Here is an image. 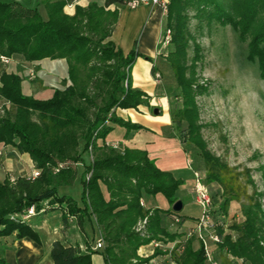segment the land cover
Segmentation results:
<instances>
[{
	"label": "trees",
	"instance_id": "trees-1",
	"mask_svg": "<svg viewBox=\"0 0 264 264\" xmlns=\"http://www.w3.org/2000/svg\"><path fill=\"white\" fill-rule=\"evenodd\" d=\"M74 1L0 0V57L20 58L26 63L64 60L67 67L66 77L45 100L23 92L21 75L0 73V102L4 105L0 144L28 154L39 172L33 179L0 182V237L16 233L17 238L38 241L27 221L13 217L29 206L39 208L46 201L54 206L57 202L60 207L66 205L62 211L73 217L81 234L84 216L93 219L102 248L92 250L85 242L82 252L79 245L54 241L51 264H91V255L97 252L104 264H147L153 257L165 255L174 264H207L201 242L196 241V249L192 246L195 236L177 242L180 236L168 229L184 224L185 217L171 209H146L141 205L143 191L151 195L162 192L172 207L178 201L181 182L158 169L142 149L124 146L114 150L106 146V137L114 127L122 128L125 138L130 131L142 130L119 117L117 111L149 109L147 94L132 86L131 71L139 56L134 51L124 55L110 41L119 15L117 8L110 7H125L130 0L75 6L69 16L63 9ZM40 6L45 19L38 10ZM191 19L200 21L197 30L201 29V20L207 26H230L239 41L247 44L248 58L257 63L264 79V0H169L164 30H170V41L166 47H159L158 54L167 51L165 62L181 99L180 107L169 108L171 126L183 147L193 145L198 150L208 192L210 187L216 188L209 196L219 242L212 243L210 255L219 264H264V193L256 192L248 170L229 167L200 139L194 98L205 89L196 74L200 46L190 33ZM159 70L154 61L151 75L155 80ZM84 153L89 155V164L80 176L82 208H77L70 199L58 198L55 191L73 183L76 165L82 162ZM101 184L106 186L108 199L100 190ZM248 188H252L249 195ZM215 198L217 209L213 208ZM233 202L239 204L242 220L225 228L223 219ZM62 216L65 231L68 219L64 213ZM153 241L160 248L152 256L140 258L138 250ZM168 243L175 245L170 251H162V244ZM0 264H5L1 258Z\"/></svg>",
	"mask_w": 264,
	"mask_h": 264
},
{
	"label": "rangeland",
	"instance_id": "rangeland-1",
	"mask_svg": "<svg viewBox=\"0 0 264 264\" xmlns=\"http://www.w3.org/2000/svg\"><path fill=\"white\" fill-rule=\"evenodd\" d=\"M39 10V8H38ZM42 18L45 13L42 7L39 10ZM192 16V13H191ZM200 23L197 19H191L190 30L200 46V60L196 65V74L199 84L205 91L194 98L196 106V123L201 126L200 139L206 149L216 157H220L229 167H238L240 170H248L253 180L254 188L258 194L264 193V79L261 77L256 62L248 58L247 44L241 43L238 35L230 26L221 27L216 23L206 25L201 20V29L196 26ZM164 32V31H163ZM167 51L157 56L156 62L159 67V79L155 83V91L149 99L156 102H167L168 107H180L181 99L179 90L175 89L172 74L165 62ZM193 55L192 49L188 51V57ZM1 65H3L0 62ZM35 75V74H34ZM34 82V81H31ZM43 94L42 99L47 96ZM150 103V102H149ZM148 103V104H149ZM0 104H2L0 102ZM4 107V105H3ZM154 109H158L157 116L162 117L158 104H149V109L141 107L136 110H144L147 116H154ZM2 115V114H1ZM0 115V116H1ZM131 122V121H130ZM138 125V124H135ZM140 126V125H139ZM176 133V130L173 129ZM172 138H162L151 132H144L138 139L137 145L146 151L151 160L155 161L158 169L172 175L175 180L181 182L178 201L182 203V210L177 213L185 217L184 224L170 226L171 233L180 236L177 242L188 240L189 230L194 222L202 217V208L193 200L194 170L203 176V164L197 149L193 145L184 146L187 150L192 165H188L187 156L180 148H174L169 142ZM89 164V155H82V162L76 165V177L70 186H60L56 189V195L60 199H70L77 208H82L81 177L84 167ZM4 178L0 176V182ZM245 178L241 176L243 181ZM210 195L215 194L216 188L210 187ZM104 197L108 199L106 186L101 184ZM184 193V194H183ZM252 188H248V195ZM142 200L148 209V202H152L157 209H171L169 201L162 192L155 195L142 192ZM213 208L217 209L218 199H212ZM264 207V198L261 199ZM54 205L59 206L57 202ZM62 208L66 205L61 204ZM40 208V207H39ZM39 208H36L39 211ZM49 208L44 213L36 214L30 222H26L32 231H36L43 239H55L63 241L62 213L57 209ZM227 215L223 221L224 227L228 228L242 220L239 216V204L231 203ZM230 214V215H229ZM84 234L77 228L75 220L67 223V234L70 237L78 236L82 243L86 240L88 245H94L99 241V234L92 218L84 216L82 222ZM197 239L193 242V248L198 245ZM212 243L210 244V248ZM99 253V252H97ZM169 259V258H168Z\"/></svg>",
	"mask_w": 264,
	"mask_h": 264
},
{
	"label": "crops",
	"instance_id": "crops-1",
	"mask_svg": "<svg viewBox=\"0 0 264 264\" xmlns=\"http://www.w3.org/2000/svg\"><path fill=\"white\" fill-rule=\"evenodd\" d=\"M90 3L103 6L104 0H75L74 3L67 5L63 10L65 14L72 16L75 6L86 7ZM110 8H117L119 11L118 21H116L117 23L114 26L110 41L118 50H121L124 55L134 51L139 56L135 60L131 71L132 86L135 89L145 92L148 97H152L156 87L151 75V69L160 51L159 43L164 31L165 15L158 6L156 7L150 4L140 5L132 10H128L122 6H112ZM144 57L151 59V62L146 61ZM65 65L66 62L64 60L52 61L45 59L37 63H26L20 58H12L7 65L0 64V73L4 71L6 73L21 75L24 78L22 82L23 92L35 99L45 100L52 96L53 88L59 86L66 77L67 67ZM31 71L35 74L34 82L28 81L29 72ZM43 94L47 96L45 99H42ZM157 101L158 102H156V99H152V101L149 99V104H158L162 112V117L155 115L149 117L144 110H139V112L134 111V109L117 111L116 113L119 117L131 121L132 124L140 125L142 130L130 131L127 138H125L124 130L119 127H114L113 130L108 133L106 142L116 143L120 149L124 146H132L141 149L139 145H137L138 139L142 133L148 131L162 138H172L169 143L174 148H177V144L178 142L180 143V141L176 137L170 123L168 104L166 101ZM179 145L187 156V163L191 161L192 165V159H190L187 150L181 143ZM32 164L28 154H21L10 145L0 144V176L4 178L3 180L13 181L19 177H29L35 170ZM179 193L180 190L178 188L176 193L177 198ZM191 193H193V191ZM142 205L146 208L143 200ZM147 206L148 209L156 208L152 202H148ZM238 214L241 216L240 213ZM35 216L30 217L29 220ZM29 220H27V222H30ZM62 232L64 234V240L60 241L62 244L65 246L79 245L78 247L84 252L85 245L78 236L70 237L67 234V228H65L64 231V226ZM34 233L38 241H34L28 237L17 238L15 235L16 233L6 237H0V258L4 260L5 264L52 263L50 258V247L54 241L58 240L43 239L36 231H34ZM162 245V251H170L175 243ZM89 246L94 250L95 243L94 245L89 244ZM154 250L155 248L152 244L142 246L138 250V256H140V258L150 257L154 253ZM167 256L168 255L153 257L152 260L154 259L158 264H174ZM91 264H104L102 256L98 253L91 255Z\"/></svg>",
	"mask_w": 264,
	"mask_h": 264
},
{
	"label": "built area",
	"instance_id": "built-area-1",
	"mask_svg": "<svg viewBox=\"0 0 264 264\" xmlns=\"http://www.w3.org/2000/svg\"><path fill=\"white\" fill-rule=\"evenodd\" d=\"M168 2L169 0H130L129 2L125 4V8H127L128 10L129 9L132 10L140 5L150 4L156 7L158 6L160 10L163 12V14L165 15L167 13ZM162 34L163 35H162L159 45L161 47H166L169 44L171 32L169 29H166L164 30ZM0 62L4 65H7L10 62V59L6 57H0ZM155 76H156V79L159 78V75H155ZM29 80L31 81L35 80V75L33 71L29 72ZM1 114H3V104H0V115ZM106 146L114 150H117L119 148L118 144L116 143L107 142ZM90 151L91 149L89 148L88 152ZM188 165H191V161H188ZM38 175H39V172L34 170L29 177L33 179V178L38 177ZM193 175H194V185H192L193 194H194L193 200H195V202L202 208V213H201L202 217L198 219L195 222L194 227L189 230V237L195 236L198 242H201L207 264H219L217 261L213 259L212 255H210L211 254L210 244L218 243L219 237L216 235L214 231V226L211 220L212 204H211V199L209 196L208 188L204 183V176L201 173L197 171H193ZM86 178H88V176ZM49 208L62 211V208L60 206H56V205L49 206L48 202L46 201L40 205L39 211H37L36 206H29V208L26 209V211L23 214L16 215L13 218L20 220L21 222H26L27 220L30 219V217L35 216L36 214L44 213ZM62 213L66 215L69 222H72L74 220L73 217L69 216L66 210H63ZM144 224H145V221L142 222V225L138 227V230L141 229ZM150 244H152L155 249L160 248L159 243L156 241H153ZM101 245H102V242L99 240L98 242L95 243L94 250H100L102 248ZM147 264H158V263L153 259V260H150ZM239 264H242V263L239 262Z\"/></svg>",
	"mask_w": 264,
	"mask_h": 264
},
{
	"label": "water",
	"instance_id": "water-1",
	"mask_svg": "<svg viewBox=\"0 0 264 264\" xmlns=\"http://www.w3.org/2000/svg\"><path fill=\"white\" fill-rule=\"evenodd\" d=\"M153 113H154L155 116H157L158 113H159L158 109H154ZM171 210H172L174 213H176V214L179 213V212L182 210V203H181V201H176V202L172 205Z\"/></svg>",
	"mask_w": 264,
	"mask_h": 264
}]
</instances>
